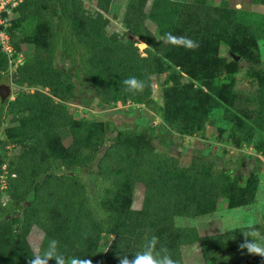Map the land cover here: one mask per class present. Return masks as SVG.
<instances>
[{
  "label": "trees",
  "instance_id": "obj_1",
  "mask_svg": "<svg viewBox=\"0 0 264 264\" xmlns=\"http://www.w3.org/2000/svg\"><path fill=\"white\" fill-rule=\"evenodd\" d=\"M154 1L158 4L128 0L120 17L126 33L104 16L110 0L100 1V12L84 0H23L13 9L8 28L12 58L21 54V45L32 50L11 76L13 100L0 101V126L7 118L14 123L5 130L6 138L25 145L5 170L0 159V176L5 171L6 177L0 189V264H28L34 256L27 243L32 227L43 233L44 245L55 238L67 256L88 257L93 264L98 256L93 249L103 237L113 236L109 249L119 262L120 256L131 258L140 251L153 235L182 264V248L193 244L199 245L205 264H264V257L239 247L246 226L200 236L195 227L176 224L177 219L214 214L222 199L227 209L251 206L256 187L255 182L247 188L236 183L234 171L241 167V158L228 161L204 149L194 152L188 164L181 163L185 138L204 130L207 110L219 102L171 75L177 68L207 90L205 81L223 71L234 73L240 64L231 55L226 67L220 64L209 49L222 44L246 62L248 75H256L264 99V70L255 66L260 62L255 44L264 39V31L248 13L205 0ZM169 27L192 34L199 47L188 50L166 43ZM131 35L141 47L146 45L145 58ZM8 68V58L0 51V84ZM131 76L151 77V86L143 93L129 92L123 81ZM76 81L88 95L76 93ZM154 83L164 93L173 86L154 126L105 131L95 119H73V108L88 113L117 102L156 113L157 101L150 98ZM260 113L264 116V100ZM262 116L248 123L228 114V141L236 148L263 150ZM81 173H90L89 185ZM138 187L140 206L134 210L128 203ZM257 226L264 230V222Z\"/></svg>",
  "mask_w": 264,
  "mask_h": 264
},
{
  "label": "rangeland",
  "instance_id": "obj_2",
  "mask_svg": "<svg viewBox=\"0 0 264 264\" xmlns=\"http://www.w3.org/2000/svg\"><path fill=\"white\" fill-rule=\"evenodd\" d=\"M100 1L104 0H84L91 10L100 12ZM177 1V0H173ZM188 1V0H184ZM128 0H110L108 12L104 13L111 25L117 28L119 32H127L120 23L121 14L126 7ZM153 5H157L158 1L149 0ZM161 2V0H160ZM206 4L212 5L217 8H226L230 10H237L246 12L250 15L249 20L253 22L257 28L264 31V0H205ZM14 15L10 16L11 20ZM174 35H183L191 37L198 41L192 34L181 33L179 30L173 27H169V31ZM14 34L16 32L14 31ZM131 40L135 42L138 52L141 57H146V45L141 47L137 37L130 36ZM165 42L169 43L165 38ZM256 48L259 53L260 62L255 64L256 68L264 70V39L256 41ZM22 46V47H21ZM21 54L17 55L16 62L21 64L25 57L31 54V47L28 45H21ZM216 54V57L220 64L226 67L229 62L230 52L225 45L215 44L210 49ZM240 64L237 66L234 73L224 72L221 73L214 80H207L205 84L208 86L207 90L205 86H202L196 82H193L188 76L183 74L179 69L174 68L171 71L172 77L177 78L187 88H202L212 98H214L219 105L216 107H210L207 110L206 121L204 123V130L195 137H186L184 140V146L187 151L181 152V163L188 164L191 156L194 152H198L204 149H211L214 154L220 156L228 161H233L236 158H241L242 165L240 168H236L234 175L236 183L241 188H247L250 182H255V203L247 207H237L227 209L225 206V200L220 201V208L212 215L203 216L197 219H177L176 224L178 226H193L195 227L200 236L219 234L227 229H234L238 227H244L249 220H256L258 223L264 222V132L262 134V149L256 152L252 147L242 146L236 148L235 145L228 141L227 133L229 130L230 122L228 120V114L239 117L245 122L252 123L256 118L262 116L260 113V103L263 97H261L260 90L258 88V79L256 75H248L246 73V62L240 58ZM163 78H166L163 76ZM2 84L10 85L9 75H4ZM11 87V86H10ZM166 88L165 93L167 95L172 92V83ZM158 84L152 85V91L150 98L157 101L158 110L156 113L150 112L142 105H137L132 102L121 104L120 102L107 105L106 109H95L88 113H82L80 110L71 109L73 119L75 122H83L87 119L97 120L102 124L105 131H111L116 127L133 129L135 125L140 124L141 130L147 124L154 126L161 121V110L164 109L165 97L164 88L160 92ZM76 93L79 95H88L89 90L84 87L80 82L76 81ZM14 95L10 94L8 100H13ZM117 110H123V113ZM261 118L264 119V116ZM14 123L10 122L7 118L0 126V159H3V166L9 159L22 152L25 145H13L5 136V130L8 127L13 126ZM143 132H145L143 130ZM140 137L145 139L146 134L142 133ZM68 140V139H67ZM67 140L64 144L67 143ZM151 145L159 152L163 149L158 145L156 141L151 142ZM226 151V153L224 152ZM255 158L261 162L257 163ZM256 172V173H254ZM88 174L81 173L80 176L89 185ZM4 176V175H2ZM4 177L0 178V189L5 188ZM233 179V177L231 178ZM255 180V181H254ZM141 200V188L135 189L132 200L128 203L131 209L137 210L140 206ZM252 213V215H251ZM113 236L103 237L99 245L93 249L98 255L95 264H119L117 258L110 253L109 245ZM27 243L32 251L33 255L42 254L43 250L47 247L43 243V233L37 228L32 227L27 235ZM182 256L184 264H205L201 256L200 247L198 244H193L182 248ZM54 262V261H51Z\"/></svg>",
  "mask_w": 264,
  "mask_h": 264
},
{
  "label": "clouds",
  "instance_id": "obj_3",
  "mask_svg": "<svg viewBox=\"0 0 264 264\" xmlns=\"http://www.w3.org/2000/svg\"><path fill=\"white\" fill-rule=\"evenodd\" d=\"M165 39L174 46L188 50H195L199 47L198 41L188 36H178L168 32L165 34ZM150 80L151 77L131 76L125 79L123 84L129 92L143 93L151 86ZM257 224L258 221L254 219L247 222L245 230L241 231L244 240L239 247L241 250H246L249 255L264 257V230ZM50 261H55V264H93L88 257L67 256L61 251L60 242L55 238L49 239L42 254L34 255L28 260V264H49ZM119 264H182V262L170 252L166 245L161 243L158 236L153 235L131 258L128 255L120 256Z\"/></svg>",
  "mask_w": 264,
  "mask_h": 264
},
{
  "label": "built area",
  "instance_id": "obj_4",
  "mask_svg": "<svg viewBox=\"0 0 264 264\" xmlns=\"http://www.w3.org/2000/svg\"><path fill=\"white\" fill-rule=\"evenodd\" d=\"M22 1L23 0H0V51L5 54L8 58L9 82H11V76L13 75V72L15 71L18 63L16 62V59L14 60L12 58L13 54L15 53V50L13 49L10 43V34L8 32V28L10 26V16L12 15L13 9L16 8L19 4H21ZM10 86H12V83H10ZM2 169L5 170V167L3 166ZM2 175L0 176V178H6L5 171Z\"/></svg>",
  "mask_w": 264,
  "mask_h": 264
},
{
  "label": "water",
  "instance_id": "obj_5",
  "mask_svg": "<svg viewBox=\"0 0 264 264\" xmlns=\"http://www.w3.org/2000/svg\"><path fill=\"white\" fill-rule=\"evenodd\" d=\"M230 55L232 56L234 61L239 60L238 56H234L232 53H230ZM11 92H12V89H11L10 85L0 84V101L4 102L5 100H7V98H9Z\"/></svg>",
  "mask_w": 264,
  "mask_h": 264
},
{
  "label": "crops",
  "instance_id": "obj_6",
  "mask_svg": "<svg viewBox=\"0 0 264 264\" xmlns=\"http://www.w3.org/2000/svg\"><path fill=\"white\" fill-rule=\"evenodd\" d=\"M250 149H252L251 147H249ZM251 215H252V213H251Z\"/></svg>",
  "mask_w": 264,
  "mask_h": 264
}]
</instances>
